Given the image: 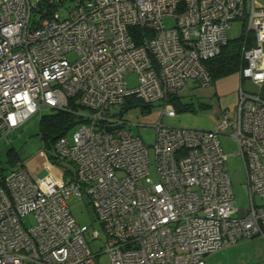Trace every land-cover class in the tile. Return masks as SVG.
Wrapping results in <instances>:
<instances>
[{
  "label": "built area",
  "instance_id": "built-area-1",
  "mask_svg": "<svg viewBox=\"0 0 264 264\" xmlns=\"http://www.w3.org/2000/svg\"><path fill=\"white\" fill-rule=\"evenodd\" d=\"M237 19L255 42L241 50L236 105L213 130L163 124L187 81L211 85L204 62ZM155 101L164 105L150 123L151 172L124 115ZM42 107L78 123L52 144L56 162L43 150L32 168L0 163V264H97L99 253L107 264H205L231 243L264 238V6L255 0H0V142ZM227 130L244 163L247 207L236 206L225 170ZM70 197L85 198L99 227L71 217Z\"/></svg>",
  "mask_w": 264,
  "mask_h": 264
},
{
  "label": "rangeland",
  "instance_id": "rangeland-1",
  "mask_svg": "<svg viewBox=\"0 0 264 264\" xmlns=\"http://www.w3.org/2000/svg\"><path fill=\"white\" fill-rule=\"evenodd\" d=\"M36 3L39 0H30ZM256 2L264 5V0H255ZM71 4L67 1L65 6ZM61 16H65L66 10L61 8L58 10ZM174 22L173 18L165 17L164 23L166 26H171ZM243 21L233 20L227 30V38L233 40L239 38L243 33ZM254 36V33H252ZM68 59L75 57L74 54H69ZM226 80L224 84L223 93L215 89V83L209 86L197 85L192 80L187 81L186 85L179 90L177 98L174 102L180 104H189L188 110H176V116L164 115L161 119L162 123L170 126H180L186 128L207 129L213 130L216 124L220 121L221 112L224 108L230 107L239 97V81L238 71L223 76ZM221 79L217 78L216 80ZM215 80V81H216ZM129 87L138 85L136 73H130L126 77ZM242 88L246 91L253 89L250 79L247 77L243 79ZM173 103L172 100H169ZM149 112H144L141 109L128 110L124 117L131 122L125 126L135 136L141 137L148 147L150 163H153V143L155 128L150 126V123L155 119L157 111L163 108L162 101H155ZM50 112V109L42 107L41 111L24 121L17 127L8 138L9 142H0V163L8 168L10 164L16 161L41 164L44 158L41 153L43 152L42 142L38 135L39 119L42 115ZM84 112V110H81ZM75 127V126H74ZM72 129V128H71ZM229 130L219 135L221 149L227 154L225 170L230 174L231 186L233 189V197L237 207H247L250 203L248 193V186L246 185V173L244 170V163L240 155H234L233 152L237 151V143L233 137L228 133ZM15 154L14 160H10V154ZM43 154V153H42ZM45 170V169H44ZM153 165L151 166V172ZM256 200L258 198L256 197ZM71 217L78 224H86L91 227H99L98 223L93 216V211L86 204L84 197H70L68 204ZM26 224L31 223V219H25ZM89 246L93 252L101 250V240H93L89 242ZM97 264H107L109 262L106 253H99L95 257ZM205 264H264V238L259 235H254L251 238H244L229 246L218 250L213 254H209L205 258Z\"/></svg>",
  "mask_w": 264,
  "mask_h": 264
},
{
  "label": "trees",
  "instance_id": "trees-1",
  "mask_svg": "<svg viewBox=\"0 0 264 264\" xmlns=\"http://www.w3.org/2000/svg\"><path fill=\"white\" fill-rule=\"evenodd\" d=\"M40 1V0H39ZM243 33L239 38H234L230 40L227 38V43L222 46L218 55L206 60L204 65L206 66L210 76L213 81L217 78H223V76L233 74L237 72L241 66V50L243 47H248L254 44L255 39L251 32H247L246 27L243 23ZM177 98V95L170 98L173 104ZM131 101H135L133 98ZM176 110H188L189 104H180L176 102L174 105ZM142 111L147 112V110L142 109ZM38 135L42 142V148L47 155L46 157L50 162H56L52 154V144L55 140L67 133L68 130L74 127L78 123V119L72 113L60 110V109H50V112L44 114L40 117ZM10 160H14L15 154L11 153L9 150Z\"/></svg>",
  "mask_w": 264,
  "mask_h": 264
},
{
  "label": "crops",
  "instance_id": "crops-1",
  "mask_svg": "<svg viewBox=\"0 0 264 264\" xmlns=\"http://www.w3.org/2000/svg\"><path fill=\"white\" fill-rule=\"evenodd\" d=\"M259 5H261V3H259V2H257ZM262 6H264V5H262ZM216 80V79H215ZM212 81V83H215V89H216V92H217V90H219V92L220 93H223L224 92V90H226V89H223L224 88V84H225V79L224 78H221V79H218V80H216V81ZM211 83V84H212ZM236 102L237 101H235V103H233L230 107H234L235 105H236ZM230 107H228V108H230ZM41 156H42V158H44L43 157V154L41 153ZM36 165V162H35V164H33V163H30V168H32V167H34Z\"/></svg>",
  "mask_w": 264,
  "mask_h": 264
},
{
  "label": "water",
  "instance_id": "water-1",
  "mask_svg": "<svg viewBox=\"0 0 264 264\" xmlns=\"http://www.w3.org/2000/svg\"><path fill=\"white\" fill-rule=\"evenodd\" d=\"M114 128H116L115 126H111V127H106V129L105 130H110V129H114Z\"/></svg>",
  "mask_w": 264,
  "mask_h": 264
}]
</instances>
